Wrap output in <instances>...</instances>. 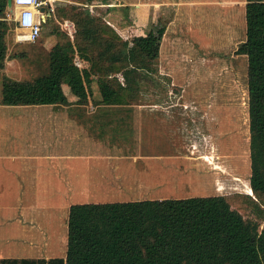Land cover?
I'll return each instance as SVG.
<instances>
[{
    "label": "trees",
    "instance_id": "trees-1",
    "mask_svg": "<svg viewBox=\"0 0 264 264\" xmlns=\"http://www.w3.org/2000/svg\"><path fill=\"white\" fill-rule=\"evenodd\" d=\"M72 10L74 42L53 45L51 76L41 79L47 83H39L37 91L46 94L51 87V101H64L61 81L80 101L96 98L103 102L135 92L140 93L139 99L162 100L142 96L147 86L158 85L154 65L166 28L127 40L100 18ZM244 22V39L234 52L245 57L248 181L256 200L249 194L246 197L254 204L255 220L245 218L229 197L219 194L75 203L67 211L61 254L4 258L0 264H264V221L257 220H264L260 206L264 205V0H245ZM74 52L85 67L75 65ZM94 82L98 95L90 97ZM12 85L5 88L4 96H21L22 100L33 87Z\"/></svg>",
    "mask_w": 264,
    "mask_h": 264
},
{
    "label": "crops",
    "instance_id": "crops-1",
    "mask_svg": "<svg viewBox=\"0 0 264 264\" xmlns=\"http://www.w3.org/2000/svg\"><path fill=\"white\" fill-rule=\"evenodd\" d=\"M43 6L45 11L37 15L40 25L50 17L48 6ZM11 8L7 0H0L1 75L5 73L6 15ZM14 42L22 43L16 35ZM48 53L47 74L31 80L3 76L0 83V259L56 254L51 253V235L65 236L68 209L65 214L53 209L55 221L51 222L47 213L51 204L64 203L69 208L75 203L192 196V185L185 186L179 175L178 158L183 135L195 130L185 127L182 108L193 100L80 101L60 81L66 98L51 101V87L46 94L37 91L39 83H47L41 79L51 76ZM10 85L33 87L22 100L4 96ZM13 109L21 111L12 114Z\"/></svg>",
    "mask_w": 264,
    "mask_h": 264
},
{
    "label": "rangeland",
    "instance_id": "rangeland-1",
    "mask_svg": "<svg viewBox=\"0 0 264 264\" xmlns=\"http://www.w3.org/2000/svg\"><path fill=\"white\" fill-rule=\"evenodd\" d=\"M43 1H46L44 5L48 6L50 17L42 23L41 34L34 43L14 42L19 28L12 8L6 15L7 40L3 44L6 59L2 69L6 75L0 74V83L3 76L31 80L47 74L51 46L67 40L74 42L73 7L76 12L87 11L90 16L100 18L127 40L148 30L158 34L165 27L154 65L157 73H153L158 85L147 86L142 97L195 102L182 107L186 112L185 127L195 130L183 135L179 175L184 177L185 186L192 185L190 195H226L245 218L255 220L254 204L246 197L249 194L256 200L248 181L245 57L234 52L244 39L245 0ZM74 53L75 65L85 67L86 63ZM89 91L90 97H97L95 82ZM139 96L140 93L135 92L117 97V100H137ZM20 111L13 109L10 113ZM260 206L264 210V205ZM67 207L64 203L51 204V212H47L51 218L45 217V220L55 221L52 213L62 210L65 214ZM257 220L261 224L264 221ZM65 240L63 234L51 235V253L59 255Z\"/></svg>",
    "mask_w": 264,
    "mask_h": 264
},
{
    "label": "built area",
    "instance_id": "built-area-1",
    "mask_svg": "<svg viewBox=\"0 0 264 264\" xmlns=\"http://www.w3.org/2000/svg\"><path fill=\"white\" fill-rule=\"evenodd\" d=\"M43 0H11L14 18L18 24L19 32L17 40L21 42L34 43L41 34V25L37 21L40 6L44 5Z\"/></svg>",
    "mask_w": 264,
    "mask_h": 264
},
{
    "label": "water",
    "instance_id": "water-1",
    "mask_svg": "<svg viewBox=\"0 0 264 264\" xmlns=\"http://www.w3.org/2000/svg\"><path fill=\"white\" fill-rule=\"evenodd\" d=\"M7 4L8 5H11V0H7ZM39 11L41 12V14L45 11V7L42 5V6H40V8H39Z\"/></svg>",
    "mask_w": 264,
    "mask_h": 264
}]
</instances>
